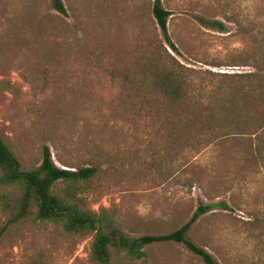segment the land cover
<instances>
[{"label": "rangeland", "instance_id": "374dc122", "mask_svg": "<svg viewBox=\"0 0 264 264\" xmlns=\"http://www.w3.org/2000/svg\"><path fill=\"white\" fill-rule=\"evenodd\" d=\"M61 1L66 15L50 0H0V138L23 168L39 166L44 147L60 168L97 166L86 209L113 216L129 238L176 231L199 204L220 202L188 239L218 264H264L262 112L252 103L217 107L264 63V0H161L178 54L153 0ZM164 49L186 68L191 101L216 102L215 140L207 128L199 141L169 138L163 107L131 98L133 81L146 96L139 74ZM112 75L127 87L111 88ZM91 240L23 222L0 238V264H95ZM111 253L110 264H205L180 243L148 247L139 260Z\"/></svg>", "mask_w": 264, "mask_h": 264}, {"label": "trees", "instance_id": "16d2710c", "mask_svg": "<svg viewBox=\"0 0 264 264\" xmlns=\"http://www.w3.org/2000/svg\"><path fill=\"white\" fill-rule=\"evenodd\" d=\"M52 9L61 15H66L61 0H50ZM151 13L156 20L168 48L178 54V49L171 41L167 22L171 15L161 6V0H153ZM224 31L220 22H211ZM164 56L153 55L140 72V77L148 81L146 96L141 83H134L131 94L137 106L145 103L158 104L163 107L162 127L169 138H181L183 142L205 139L203 130L209 131L207 139L217 138V113L215 101H202L188 90L187 73L179 62L164 49ZM256 76L250 75L244 80L242 87L232 89L228 100L222 98L217 107L228 108L235 105L248 106L251 103L261 109L262 115L256 121L259 129L264 127V63L261 64ZM113 74V73H112ZM109 78L111 88L119 84L126 88L124 78ZM136 81V78H135ZM114 99L122 100L119 95ZM144 98H147L145 101ZM230 98V99H229ZM142 101L137 104V100ZM187 108V110H186ZM190 108H193L192 110ZM206 112H203V110ZM252 135H256L253 133ZM56 166L47 147L43 148L42 160L39 166L25 170L12 149L0 138V213L3 222L0 226V238L12 226L32 221L40 224H50L62 233L75 234L82 237H92L90 244V259L95 264H110L111 248L125 252L128 258L142 259L146 248L156 244L180 243L191 253L198 256L205 264H218L204 249L192 243L187 233L191 226L206 213L224 206L219 203L199 204L191 218L176 231L164 235H144L139 238H129L117 227L113 216L104 210L93 212L86 209L88 184L98 174V167ZM63 187H60V186ZM33 264H40L36 259Z\"/></svg>", "mask_w": 264, "mask_h": 264}]
</instances>
